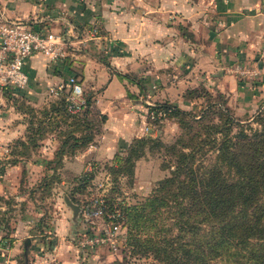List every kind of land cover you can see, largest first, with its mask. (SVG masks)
<instances>
[{
	"label": "rangeland",
	"instance_id": "1",
	"mask_svg": "<svg viewBox=\"0 0 264 264\" xmlns=\"http://www.w3.org/2000/svg\"><path fill=\"white\" fill-rule=\"evenodd\" d=\"M69 16L74 30V35L69 38H82V43H66L65 46H77L79 52L83 53L90 43H93V38L103 36L102 29L94 21L86 26L75 23L74 15ZM257 56L226 64L223 74H232V89L229 87L227 76H223L225 86L221 84L219 87L223 74L216 82L215 76L200 70H187L183 73L169 71L163 77L146 78L133 71L120 75L128 84L142 83L146 86L154 83L151 93L155 95V103L169 102L195 114H199L207 106H226L234 116L245 121L251 120L264 106V36ZM78 61L82 63L84 59L80 57ZM74 75L82 87V92L90 97L91 106L86 112L68 113L56 109L55 106L60 107L63 103L59 94L50 91L51 84L30 95L18 88L2 89L5 99L0 103V115L7 120L1 119L0 146L6 145L8 151H15L8 156L0 154V260L3 264H111L117 256L121 258L125 254L128 223L120 216L117 254L113 255L106 246L81 248L78 239L84 233L99 232L102 223L106 221L105 216L100 218L86 214L91 197L102 196L108 212L118 209L123 214V208L137 205L149 195L157 180L169 174L166 165L169 164L170 156L165 147L150 141L143 145V154L135 159L132 175H114L109 168L114 154L118 152L124 155L132 140L116 150L113 156L104 159L95 158L93 151L84 155L85 158L79 155L89 143L86 146H78L75 151H71L70 143H66L60 150L61 160L51 165L53 169L45 167L44 160L53 157L54 150L63 139L62 136L69 131L78 136H89L90 144H96L101 133L97 124L99 107L96 105L94 94L83 88L78 72ZM67 78H63V81ZM64 91L69 94L71 85H66ZM127 93L130 97H137L135 93ZM143 104L146 105L145 102ZM47 117L50 118L49 121ZM52 117L54 121L60 118L64 122L49 123ZM27 118L35 121L30 128L36 130L39 136L26 147L16 139L30 126ZM213 118L216 120L215 116ZM147 123L150 125L149 132L143 135L163 144L174 141L182 132L178 120L171 116L160 121L151 122L147 119ZM19 150L23 153H18ZM87 160L92 166L88 171L85 169ZM68 161L76 163L77 166L68 168L64 165ZM83 172H88L90 178L82 181L80 176ZM44 177L49 180V186V182L44 184ZM5 189L7 191H4ZM65 196L80 208L74 220L72 209L64 201ZM61 217L65 231L62 235H57L56 227L59 226ZM36 223L38 226H35ZM57 237H60L59 243ZM18 238L19 241L16 240ZM27 238H30V242L24 253L23 245ZM14 241L17 244H14ZM51 242L55 244L50 247ZM6 243H9L10 247H17L13 254L10 251L2 252V246ZM130 258L132 264H148L146 258L136 255Z\"/></svg>",
	"mask_w": 264,
	"mask_h": 264
},
{
	"label": "crops",
	"instance_id": "2",
	"mask_svg": "<svg viewBox=\"0 0 264 264\" xmlns=\"http://www.w3.org/2000/svg\"><path fill=\"white\" fill-rule=\"evenodd\" d=\"M0 8L35 29H64L71 14L75 23L100 25L103 36L93 38L83 53L77 46H65L64 58L56 61L30 55L25 62L29 84L21 89L30 95L78 72L83 88L94 94L99 110L107 114L97 143L79 154L93 151L98 159L113 156L134 136L149 132L143 101L155 103L151 93L155 84H128L120 73L133 71L147 78L200 70L217 82L226 64L257 58L264 36V0H0ZM73 31L68 30L65 45L82 43V38H69ZM80 57L84 62L78 61ZM223 76L232 89L231 73H224L218 86H225ZM2 92L0 103L5 99ZM1 119L7 120L0 115V123ZM64 165L77 166L69 161ZM61 219L57 235L65 231ZM16 249L13 245L7 251Z\"/></svg>",
	"mask_w": 264,
	"mask_h": 264
},
{
	"label": "trees",
	"instance_id": "3",
	"mask_svg": "<svg viewBox=\"0 0 264 264\" xmlns=\"http://www.w3.org/2000/svg\"><path fill=\"white\" fill-rule=\"evenodd\" d=\"M57 94L63 105L55 108L71 113L68 94L64 89ZM90 106V97L84 94L76 111L86 112ZM155 107L165 112L163 118H176L182 132L168 144L142 134L132 139L124 155L114 154L109 166L114 175H132L147 141L163 145L170 158L169 174L157 180L137 205L120 213L128 223L127 248L111 264H132L134 255L148 259V264H264V106L245 121L220 105L207 106L199 114L169 102L150 108ZM97 112L101 132L107 116ZM60 121L52 117L49 123ZM27 122V131L16 139L26 147L39 136L31 129L35 121ZM72 133L63 135L53 157L44 160L47 169L61 160L66 143L71 151L90 145L89 136ZM10 153L15 151L9 149ZM89 178L88 172L80 176L82 181ZM43 180L48 184L47 178Z\"/></svg>",
	"mask_w": 264,
	"mask_h": 264
},
{
	"label": "built area",
	"instance_id": "4",
	"mask_svg": "<svg viewBox=\"0 0 264 264\" xmlns=\"http://www.w3.org/2000/svg\"><path fill=\"white\" fill-rule=\"evenodd\" d=\"M68 26L59 31H53L47 27L35 29L29 27L24 20L11 19L6 16L0 8V89L18 88L25 89L29 84V74L25 69L26 59L32 54H41L47 61H56L64 58L65 55V36L68 30H73L70 21H65ZM65 37V38H64ZM71 85V91L67 95V108L69 111L78 110L84 103V93L80 83L76 81L75 75H70L67 80L59 81L49 86L50 91L57 93ZM146 118L149 121L163 119L165 112L156 106V103L145 99ZM0 154L9 155L8 146H0ZM91 162L87 160L85 169L91 170ZM87 215L96 217H106L102 223L100 231L84 233L78 239L81 248H92L95 246H106L114 254H117L120 237V211L114 209L106 210L104 199L100 195H95L90 199ZM10 248L9 243L2 246L3 251Z\"/></svg>",
	"mask_w": 264,
	"mask_h": 264
},
{
	"label": "water",
	"instance_id": "5",
	"mask_svg": "<svg viewBox=\"0 0 264 264\" xmlns=\"http://www.w3.org/2000/svg\"><path fill=\"white\" fill-rule=\"evenodd\" d=\"M64 201L70 208L72 209V219L74 220L75 216L77 215L78 210L80 209L79 206L73 202H71L67 196L64 197ZM30 239L27 238L26 242L24 243V253L26 252L27 245Z\"/></svg>",
	"mask_w": 264,
	"mask_h": 264
}]
</instances>
